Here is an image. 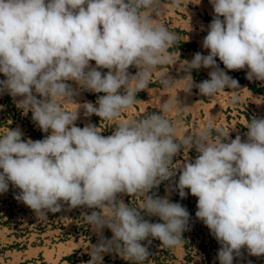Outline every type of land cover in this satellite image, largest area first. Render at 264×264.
<instances>
[{
	"label": "clouds",
	"instance_id": "1",
	"mask_svg": "<svg viewBox=\"0 0 264 264\" xmlns=\"http://www.w3.org/2000/svg\"><path fill=\"white\" fill-rule=\"evenodd\" d=\"M209 2L214 16L202 41L209 52L183 61V91L196 87L214 98L225 88H239L216 57L226 69L247 68L248 80L264 81V0ZM180 4L173 0L172 7ZM162 12V0H0V74L6 77L0 93L20 97L17 108L25 115L31 111L43 132L51 130L35 141L22 140L19 128L0 135V193L11 183L20 190L15 198L38 220L60 212L63 203L94 209L82 213L100 236L89 247L88 264H102L103 254L113 251L131 264H143L152 255L149 237L175 248L188 230L186 207L149 194L179 168L176 188L182 199L185 189L197 197L195 216L221 245L220 264H233L242 248L264 255V118L247 123L243 141L240 135L230 139L211 120L195 133L179 132L167 114L188 107L176 96L158 112L119 122L108 136L92 124H75L81 107L86 115L117 120L135 104L137 93L147 90L157 69L172 63L169 50L178 36L156 20ZM130 66L138 69L135 75ZM202 67L212 69L209 79L195 84L191 71ZM101 68L108 71L102 74ZM67 81L103 93L98 106L74 103L78 93ZM176 81L161 75L166 88ZM238 99L233 95L231 102ZM69 103L78 107L67 110ZM193 147L199 154L194 162L173 164L182 149ZM122 193L139 196V206L118 199ZM105 227L111 239L103 237ZM145 240L148 245L141 243Z\"/></svg>",
	"mask_w": 264,
	"mask_h": 264
},
{
	"label": "rangeland",
	"instance_id": "2",
	"mask_svg": "<svg viewBox=\"0 0 264 264\" xmlns=\"http://www.w3.org/2000/svg\"><path fill=\"white\" fill-rule=\"evenodd\" d=\"M172 3L173 0H164ZM209 1V0H206ZM184 4L189 5L188 10ZM182 6L175 7L177 14H183L182 11L188 12L192 18L194 9L197 8V3L194 0H183ZM189 2V3H188ZM200 8V7H199ZM174 8L170 6V10ZM198 14L208 24L211 23L213 16L207 12H202L199 9ZM175 16V15H174ZM193 20H196L194 17ZM173 30L176 33H182L179 27L175 26ZM202 46V41H200ZM203 48V47H202ZM198 47L197 42L183 41L178 38L175 45L169 50L172 56V63L162 65L153 74L147 90H142L137 93L135 104L122 111L121 116L117 120H103L99 116L92 114L86 115L85 110H78V119L75 122L76 126L83 128L88 124L97 127L101 135H111L119 122L128 119H138L145 113L158 112L161 103H164L169 98L177 96L178 101L182 106H186L183 111L170 112L167 118L170 119L179 132H192L201 128L209 120L213 122L214 128L222 129L223 132H229V138L235 139L237 135L241 136L242 141L247 139V128L245 127L251 119L264 118L263 110H255V104H263L264 100V81L248 80L246 78L247 69L231 71L224 67L223 63L216 57V62L230 77L236 79L239 83L246 85L251 94L248 103L244 104V108L236 107L239 110H232L230 105L224 108L223 97L227 96L224 91L219 92L214 98L204 97L200 95L198 88L193 87L190 93L183 91L184 84L179 79H183L186 75L181 65L183 61H191L186 58L190 54L200 52L203 55H208L209 51ZM95 63L94 61H90ZM106 73V69H98ZM212 69L200 68L193 69L191 76L195 84H198L206 79H209L208 73ZM138 71L134 66H130L128 72L135 75ZM169 75L172 79L177 80L170 88L164 87L161 82V75ZM6 77L0 74V80ZM70 85V81H67ZM76 84V82H74ZM73 88V84L70 85ZM80 87V86H79ZM75 88V89H74ZM73 90L83 98H89L97 103L98 97L103 93H94L83 90L85 96L76 86ZM123 91V90H121ZM222 95V97L220 96ZM37 98L40 99L39 95ZM213 98V100H211ZM15 99L7 94L0 93V135L8 128H19L22 132V140L31 139L42 140L46 135L51 134L43 132L39 126L32 120V113L29 111L27 115L23 114L22 109L17 108ZM75 101H79L78 94L73 97ZM195 100H203L210 102V107L213 108V103L220 101L223 110H199L196 107ZM67 109V108H66ZM69 110V109H67ZM215 131L213 135H217ZM198 152L193 147L190 150H181L174 158L173 164L179 163L182 165L186 161H193L198 156ZM2 171V170H0ZM180 169L176 168V174L169 180L163 181L151 193L156 196H167L170 202L180 203L186 207L190 214L188 230L182 234L183 243L175 248H165L160 246L161 242L157 239H151V244L148 241H142V244L148 245L152 255L143 264H220L217 254L221 247L219 242L210 233L209 228L202 221L196 218L197 197L191 195L189 189H185L187 194L185 198H181L179 190L176 188L179 180ZM20 190L9 183L8 190L0 193V264H88L91 257L88 254L90 245H95L99 242L100 236L94 233L89 225L82 219V213L91 214L94 209L86 207L70 208L67 203L62 204L60 212H49L47 220H38L33 210L18 201L15 197ZM118 199H122L126 204L139 206L141 198L139 196H130L127 194H118ZM144 215L143 213H141ZM150 222H161L159 217L144 216ZM104 238L111 239L113 233L105 227L102 230ZM102 264H131L130 261L121 258L115 251L103 254ZM233 264H264V255L253 256L248 253L246 248L241 249L240 256H234Z\"/></svg>",
	"mask_w": 264,
	"mask_h": 264
},
{
	"label": "crops",
	"instance_id": "3",
	"mask_svg": "<svg viewBox=\"0 0 264 264\" xmlns=\"http://www.w3.org/2000/svg\"><path fill=\"white\" fill-rule=\"evenodd\" d=\"M197 3V8L194 9V12L192 14V18L189 16L188 12L182 11L183 14H177L175 12V7H173V10H170V6L172 7V3H168L164 0H162V5H163V12L160 14L156 15V20L163 24L164 26H166L170 31H173L176 33V30H173V28L175 26L179 27L180 30H182V33H176L178 38L182 39L183 41H196L198 44V47L200 49L205 50L204 48H202V46H200V41H203L204 37L207 35V29L206 28V22L203 20V18L200 17V15L198 14L199 9L202 10V12H207L208 14L214 16V10L212 5L210 4L209 1L206 0H194ZM183 0H181V4H182ZM185 2H183V5H186L185 7L192 11L189 7V5L184 4ZM189 3V2H188ZM182 6V5H180ZM200 7V8H199ZM175 15V16H174ZM194 17H196V20H193ZM155 18V17H154ZM209 25V24H208ZM209 51V50H206ZM187 59L192 60L193 58V54H190V56L186 55ZM90 65L95 67V63H91ZM247 69V68H246ZM248 70V69H247ZM105 71H108V69H106ZM75 81H70V85L73 84V88L74 87H78L79 90L82 92V95L85 96L84 91H82L79 87V85L76 83L74 84ZM75 89V88H74ZM232 91H236V92H232ZM227 96L223 97V103L225 104L224 108H226L227 105H230L232 107V110H239L236 107H241L244 108V104L248 103V101L250 100V96L251 94L249 93L246 85H243L241 83H239V88L238 89H228L226 90ZM233 95H236L239 97V99L235 102L232 103V97ZM78 96H79V101H75L73 99L74 103H77L79 105H83L84 103L87 102H91L94 106H98L97 103H95L93 100H90L89 98H83L79 95L78 92ZM222 97V95H220ZM213 100V98L211 99ZM211 102V101H210ZM210 102H204L203 100H195V105L199 110H223V106L221 107L219 104H221L220 101H216L213 103V108L210 107ZM246 102V103H245ZM263 104L257 103L255 104V110H263L264 111V100H262ZM74 103H69L67 105H65V107L69 110H74L78 107V105L74 104ZM228 107V106H227ZM79 110H84L82 107Z\"/></svg>",
	"mask_w": 264,
	"mask_h": 264
}]
</instances>
